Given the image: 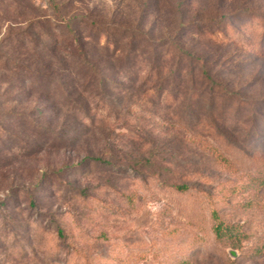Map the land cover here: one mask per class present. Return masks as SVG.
<instances>
[{
  "label": "rangeland",
  "instance_id": "1",
  "mask_svg": "<svg viewBox=\"0 0 264 264\" xmlns=\"http://www.w3.org/2000/svg\"><path fill=\"white\" fill-rule=\"evenodd\" d=\"M261 246L264 0H0V264H264Z\"/></svg>",
  "mask_w": 264,
  "mask_h": 264
},
{
  "label": "trees",
  "instance_id": "2",
  "mask_svg": "<svg viewBox=\"0 0 264 264\" xmlns=\"http://www.w3.org/2000/svg\"><path fill=\"white\" fill-rule=\"evenodd\" d=\"M181 25V24H180ZM148 30H143L141 28V31L143 34ZM130 33V31L128 32ZM177 39V40H176ZM179 36L176 34L173 36L172 42H174V45L176 46V49H179V51L185 55H187L185 58L189 59L192 63V61H197L199 62L201 60V55L199 58V55L196 50H192V47L190 46L189 42H180ZM71 47L72 51V56H73V51L76 50L77 56L80 57L79 61L83 63L86 67H89L91 71L94 73L96 76L99 86L103 89H105V83L109 79L108 77V66L105 64L106 62H103L102 59H100V56L96 54L95 52H91L92 50L88 47L87 48V42H82L80 43V40L76 39L75 36H72L71 43L69 44ZM207 61V60H206ZM110 64V63H109ZM204 66L207 64L205 60L203 61ZM192 65V64H191ZM202 69L203 66H202ZM205 70V69H204ZM110 80V79H109ZM78 102H75L74 105H77ZM98 161H102L101 158H97ZM178 189H186L188 186L183 184V185H177L176 186ZM213 221H215V224L212 228V232H214V236L217 238L219 241H226L229 242L232 246L238 245L240 241L244 238L245 234L243 233L244 231L241 230L242 226L241 225H235L234 223H228L223 221L219 216L217 215L216 212H212ZM262 247L259 248V253H264L262 250ZM261 250V251H260ZM180 264H191L187 260H183Z\"/></svg>",
  "mask_w": 264,
  "mask_h": 264
}]
</instances>
